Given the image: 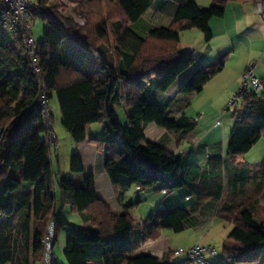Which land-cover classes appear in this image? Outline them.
<instances>
[{
  "label": "trees",
  "instance_id": "trees-1",
  "mask_svg": "<svg viewBox=\"0 0 264 264\" xmlns=\"http://www.w3.org/2000/svg\"><path fill=\"white\" fill-rule=\"evenodd\" d=\"M37 1L35 20L42 15L47 21L36 58L48 98L56 96L62 126L76 144L94 143L104 153L105 172L115 188L147 191L159 187L161 192L190 189L200 193L199 189L209 186L211 192L218 193L203 196L200 205L213 196H228L233 187L230 180L236 174L237 192L249 195L253 187L251 196L264 199V162L236 169L230 165L249 153L264 134V79H260L259 92L238 94L242 103L234 111L235 125L226 156L210 159L205 169L190 166L181 176V158L147 141L144 135L148 124L177 135L196 128L187 118L169 119L149 101L152 90L166 93L179 76L196 67L181 93L197 95L225 67V56L199 65L194 58L182 56L181 33L199 30L209 41L213 36L211 21L225 16L229 2L257 0H215L208 9L188 1L179 6L169 27L154 28L146 38L130 26L142 19L155 0H65L67 16L61 12L63 5ZM19 44L0 34V194L11 201L0 207V264L10 259L2 251V218L12 217L18 204L30 209L28 226L33 220L36 224L33 251L40 254L42 264L46 262L44 241L50 224H55L53 250L58 230L73 228L57 218V183L62 203L90 221L93 228L75 227L69 232L62 264H174L141 255L140 251L148 240L159 236L160 230L182 233L191 211L177 207L138 220L130 213L134 205L129 204L123 214H115L98 197L94 176L84 174L78 153L70 158V173L57 181L50 159L54 151L46 144L45 118L42 112H30L39 94L37 78L27 49ZM70 44L86 51L98 69L78 63ZM121 99L131 110L127 127L116 115L115 106ZM105 121L109 129L104 137L89 140L88 128ZM75 175H83L82 185ZM220 217L231 222L234 229L223 244L219 264H260L264 221H259L250 208L226 203L221 205ZM52 254L51 264H60ZM191 262L188 257L180 264Z\"/></svg>",
  "mask_w": 264,
  "mask_h": 264
},
{
  "label": "crops",
  "instance_id": "crops-1",
  "mask_svg": "<svg viewBox=\"0 0 264 264\" xmlns=\"http://www.w3.org/2000/svg\"><path fill=\"white\" fill-rule=\"evenodd\" d=\"M188 1H194L199 5L201 9H208L215 0H155L149 10L144 14L142 19L137 23L131 24L130 28L140 37L146 38L149 35L150 31L154 28L169 27L174 20L179 6ZM230 3L232 2L228 3V9ZM256 12V8L254 7V13ZM214 26L215 25L212 21L210 23V29L213 30ZM189 31H191L190 33L195 34L181 35V55L183 42L187 43V41L185 40L186 36H195L197 38L199 37L200 39V36H198L200 34H197L198 32H194L199 30ZM184 33H186V31ZM199 33L202 32L199 31ZM187 44L194 45L193 42H189ZM69 50H71V52H73L75 56L78 57V63L93 67L94 69H98V66L96 64L90 63L87 52L82 50L77 45L70 44ZM188 52L189 53L184 52L182 56L194 58L197 65L205 64L207 59H211V56H213L214 54L209 43L203 47L202 51L194 49L189 50ZM221 52L223 51L218 49V54ZM247 65L248 64H246L245 67ZM226 68L227 65H225L223 71L220 72L221 74H219L223 75L226 71ZM248 68L249 67L247 66L245 70L242 69L240 74H243ZM195 69L196 67H192L181 76H179V78L166 93H160L156 90H152L148 97L149 101L158 105L159 108L166 113L169 119L179 120L181 118H187L196 123V128L193 131L180 135L168 132L167 130L157 126L156 124H148L144 128V135L147 141L158 144L176 157L181 158V176L187 173L190 166L205 169L210 159L215 157H225L227 153L226 149L221 143L222 141L220 140L219 132H217L218 126H216L215 123L212 125V128L205 129V125L203 123L202 125L200 124V122L205 118L202 117L200 119V116L199 121H197L198 118L193 119L187 114L188 107L191 105L193 98L196 95L182 94L181 88L184 83L187 82L193 75ZM101 76L103 75L101 74ZM123 106H125V101L124 99H121L120 103L115 106L116 115L121 125L127 127V120L131 110L127 107V118L124 121L120 120L118 108ZM60 122H62L61 116ZM108 129L109 122L107 121L103 123L93 124L88 128V139L101 140ZM44 139L45 137L43 138V140ZM67 142L71 145L72 150L80 155L83 163L84 174H91L94 176L98 197L115 214H123L125 212V207L129 204L134 205V207L130 210V213L138 220H146L149 217L155 215L160 210L171 211L177 207L186 208L187 210L191 211V216L185 221V229L182 233L176 234L173 231L160 230L159 236L157 238L148 240L147 243L143 246L142 250L140 251L141 255H150L156 257L163 263L172 262L174 264H180L181 262L188 259V255H186L188 253L185 252L186 250L184 248H182L183 240H180V237L184 234L185 236H189L190 233H192L194 235V242L188 250L190 251L195 246L212 247L216 250L217 255H206L205 258L209 264H219L221 262L220 259L222 258V251L219 254L216 246H220L222 250L224 242L234 229V225L231 222L227 221V219L225 218L220 217V209L222 203H226L228 205H240L242 207L250 208L259 221H264V199L261 196L257 198L251 196L253 193L251 187L249 195L243 194L242 192H237L235 184L236 174H234L233 178H231L230 180L231 184H233V187L228 196L224 197V194L223 196L221 194V197L219 198L217 196H213L207 200H204L200 205H198L200 203V199L203 196L214 193L209 190V186H206V188H202V190L199 189L200 193L199 191L196 192L190 189L161 192L159 191V187L147 191H141L140 189L135 187H132L130 189L115 188L105 172L104 153L96 144L89 142L76 144L71 137L70 140H67ZM50 159L53 165L54 173L57 176V181L60 180V177L66 176L70 173L69 171L66 173L60 171L58 152H52ZM55 159L57 160V164H55ZM239 159H237L234 164H230L231 167L235 168V165H237ZM241 165L242 166H239L240 168H243L245 166H253L249 164L245 165L244 163H242ZM74 177L78 184L82 185L83 175H75ZM26 186L30 187L31 184H27ZM57 189H59L58 183L56 186V196L58 200L56 206V215L58 214L59 208H62L63 211L65 209L68 210L69 208L62 203V200L60 201V204H58L59 197ZM214 194L217 195L218 193L216 192ZM60 196L62 197V193L60 194ZM144 201H147L149 207H151V211L149 210V213H145L143 211L142 214L139 210ZM10 203L11 201H9L8 196L0 194V207L6 206ZM29 214L30 209L28 207L18 204L12 217L2 218V251L4 255L7 254L10 256V259L6 261V264H42L40 254L37 255L33 251L32 234L36 229V224L33 220L29 228L27 222ZM57 218L58 220L67 223L65 221L68 220L66 216L63 217L62 215H57ZM79 227L86 230L93 229L91 222L86 220L83 216ZM14 232H20L24 234L23 236L25 237L24 243L26 244V250L22 256H17L18 254L16 255V253L14 252L15 242L12 241V235ZM19 242L20 241H18L17 244ZM180 251H182L183 253H180ZM184 253L186 254L184 255ZM1 259L2 258L0 257V260ZM55 259L60 264L64 263V260H61L56 255ZM190 264L195 263L191 262ZM260 264H264V251L260 257Z\"/></svg>",
  "mask_w": 264,
  "mask_h": 264
},
{
  "label": "rangeland",
  "instance_id": "rangeland-1",
  "mask_svg": "<svg viewBox=\"0 0 264 264\" xmlns=\"http://www.w3.org/2000/svg\"><path fill=\"white\" fill-rule=\"evenodd\" d=\"M58 3L63 5L64 9H61V12H63L64 16H67L69 7H67L66 1L51 0L49 6L58 5ZM72 7L75 8L76 6L73 4ZM228 7L229 9L227 8L224 18H214L212 20L215 25L213 30L211 29L213 35L212 39L208 41L205 34L194 31L200 34L198 35L200 39L195 36H186L185 40L187 43L193 42L194 45H188L183 42L181 52L183 55L184 52L189 53V50L198 49V51H202L203 47L209 43L214 54L211 56V59H207L205 64H212L217 59L226 56L225 65H227V68L224 74L222 73L223 75H220V73L211 79L204 87V90L193 98L187 110L188 116L193 119L198 118L197 121H199L200 116V119L202 117L205 118L200 122L201 125L202 123L205 125V129L212 128L214 123L218 126L217 132H219L221 143L226 149V152L230 134L235 125L234 111L239 108L242 103L241 99L238 97V93H240L243 88V75L248 69L254 67L256 76L264 79V24L258 13H254V7L256 8V5L254 2H232ZM46 26L47 21L42 15H38L37 19L33 22L32 30L34 38L38 43L42 42L44 39V28ZM190 32L191 31H186V33L182 32L181 35L195 34ZM5 37L12 41L11 35L6 34ZM218 49L223 52L218 54ZM246 64H248L247 66L249 68L243 74H240ZM246 67L243 70H245ZM235 100H237V102L233 105L232 102ZM58 106L57 98L54 96V98L50 100L53 129L57 133L59 140L58 154L60 171L66 173L68 171L70 172V158L75 152L67 142V140H70V136L63 128L62 122H60L61 111ZM126 110H128L126 105L118 108L119 117L122 121L127 118ZM54 161L55 164H57V160L55 159ZM262 162H264V134L262 139L249 153L240 157L235 168L242 166V163L245 165H256ZM57 190L59 197L58 204H60L62 197L60 196V190ZM251 190L253 191V187H251ZM149 210L151 211V207H149L147 201H144L139 211L143 214V211L149 213ZM57 215L66 216L68 220L65 221L73 227L69 228L68 226H64L59 229L57 233V242L53 253L61 260H65L64 251L66 237L72 229L80 226L82 216L79 213H72L70 208L64 211L62 208H59ZM23 235L24 234L20 232H14L12 235V241L15 242L14 252L16 255L18 254L17 256H22L26 250V244L24 243L25 237ZM17 240L20 241L18 244ZM180 240H183L182 248L188 253V249L193 245L194 235L192 233H190L189 236H185V234L181 235ZM216 249L220 254L222 251L220 246H216ZM185 254L186 253H184V255Z\"/></svg>",
  "mask_w": 264,
  "mask_h": 264
},
{
  "label": "built area",
  "instance_id": "built-area-1",
  "mask_svg": "<svg viewBox=\"0 0 264 264\" xmlns=\"http://www.w3.org/2000/svg\"><path fill=\"white\" fill-rule=\"evenodd\" d=\"M65 1V0H62ZM257 13L264 24V0H257L255 2ZM38 12L37 0H0V32L3 36L11 35L12 41L20 45L21 43L28 51L29 59L32 63V69L36 75V82L39 88V94L35 104L30 112H42L46 121V144L51 151L59 150V140L57 133L53 129V122L51 120L50 100L42 82L39 73V65L36 58L38 42L33 35V22L35 21ZM81 24L84 22L79 20ZM20 53V47L17 48ZM244 84L241 90H252L259 92L262 89V83L259 78L255 76L254 67L249 69L243 75ZM237 100L233 101L234 105ZM55 224L52 222L49 227L48 236L45 239L46 246V262L51 264L52 251L54 247ZM180 253H183L180 251ZM209 254L216 256V250L212 247L195 246L188 252V257L195 264H209L205 256Z\"/></svg>",
  "mask_w": 264,
  "mask_h": 264
}]
</instances>
